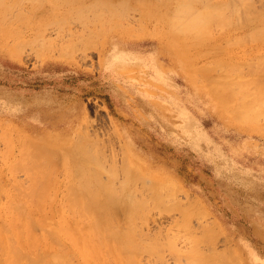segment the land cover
I'll use <instances>...</instances> for the list:
<instances>
[{
	"label": "rangeland",
	"instance_id": "1",
	"mask_svg": "<svg viewBox=\"0 0 264 264\" xmlns=\"http://www.w3.org/2000/svg\"><path fill=\"white\" fill-rule=\"evenodd\" d=\"M0 1V15L9 17L0 21V203H9L8 193L34 187L49 224L62 218L84 223L87 218L70 208L76 183L69 178L83 145L95 155L97 163L92 158L89 166L100 169L102 183L113 180L124 200L147 201L131 227L123 212L119 218L140 249H131L137 264H201L189 256L193 250L222 256L221 264H264V116L262 128L232 120L210 95L202 69L217 61L222 71L221 60L231 58L240 62L242 76L250 75L264 59V39L253 36L259 29L238 33L237 45L196 37L177 43L172 34L191 11L202 10L201 0V9H189L191 0ZM250 2L255 7L243 13L256 8L264 14V0ZM250 11L240 15L250 17ZM173 13L176 31L163 17ZM226 16L235 18L229 26L239 20ZM226 26L214 25L212 36ZM88 27L94 31H87L89 49L77 41L88 40ZM38 39L49 42L42 46ZM42 146L51 148L50 161ZM76 189L81 206L88 196ZM189 201L197 208H188ZM112 238L108 242L116 244ZM65 241L73 263L81 264V251ZM109 256L106 264H115Z\"/></svg>",
	"mask_w": 264,
	"mask_h": 264
},
{
	"label": "bare ground",
	"instance_id": "2",
	"mask_svg": "<svg viewBox=\"0 0 264 264\" xmlns=\"http://www.w3.org/2000/svg\"><path fill=\"white\" fill-rule=\"evenodd\" d=\"M108 1L110 2L111 0H108ZM194 1H195V5H193ZM186 2H187L186 3L187 6L190 5V7H192L193 9L195 8L196 0H191L190 4L188 1H186ZM197 3H198V1H197ZM1 4L2 3L0 1V10H1V8L5 7V6L3 7V4L2 5ZM250 4H251V2L245 3V0H231V1H228V0H201L199 5L201 6L202 10L199 11V9L197 8L198 10L195 9L194 11H191V13H190L191 15L188 16V19L184 20V21H186L185 23L177 22L176 18H178V17H175L176 13H173L172 15L166 14L163 17L167 18L166 20H168V18H169L168 21L172 26L175 23H178V24L180 23L179 25L175 24V25H178L179 29L181 28L180 31L178 30L176 32V34H174L175 38L173 37V34H172V39L174 41H176L177 43L180 42L179 40L182 37L188 38V39H193L196 37L194 39V41L200 40V41H198L200 43H203V41L205 40L206 42H209L208 44H211L214 42V44L215 43L221 44V46H222V43L224 41L228 44L232 41L233 42L234 41H236V42L240 41L242 44V39H240L238 41L239 37H238V39H235L236 36H238V33H245V37H246V31H247V34H248V32L250 33V30L252 33H254L252 29H254V31H255V29H257V30L259 29L258 31L256 30L257 31V32L255 31L256 34L253 35V36H255V38H256V36H258L257 37L258 40L264 39L263 38L264 37V14L262 13L259 15L258 14L259 12L257 14H255V11H254L256 9L255 8V9H253L254 12L251 10L252 13H250V17L244 16L245 17L244 18L243 16H241L243 13V10L250 9V8L252 9L255 7V5H254V7H251V6H253V4H251V5ZM199 5H197V6H199ZM200 6H199V8H200ZM229 7L232 9H230V11L228 10L227 13L231 12L232 15L234 14V16H235V14L239 15L238 21H240V22L237 21L234 24L232 23V25H230V26H229V24L235 18L232 20L229 16H226L227 13L225 14V10H226V8L229 9ZM188 8H189V6H188ZM192 8H191V10H193ZM221 8H223V9H221ZM62 11H64V10H62ZM2 12H0V13H2ZM248 12H247V14L243 13V15H248ZM177 13H181V12L177 11ZM179 15H177V16H179ZM40 17H41V15H40ZM21 18L22 17H20V19ZM240 19H242V20H240ZM0 21L7 22V21H9V17L7 18L6 15L1 14L0 15ZM34 21H33V23H34ZM91 23H93V22H91ZM99 25H100V23H99ZM214 25H221V27H224L225 25H227L228 27L226 26L227 28L225 27L224 30H222V31L220 30L219 34L212 36V34H211L212 29L211 28H213ZM104 26H103V28H104ZM178 27L175 26L174 28H176V29L174 31H176L178 29ZM83 29L84 30H82V31L84 32L86 28H83ZM91 29H93L92 25H91ZM91 29H89V27H88V30L85 31L86 36H88L87 37L88 40H85L86 37L84 36L83 33L81 34V36H84L85 38L82 37L81 40H79L77 38L78 36L75 37L73 35L74 38L75 39L77 38L78 39L77 41H79L81 43L79 45H83V47L88 46L87 47L88 49H89V47H92V44H93L92 42L89 43L90 39H91L90 35L94 32V31L91 32ZM87 31H89L88 33L91 32V34L88 35ZM107 31H109V29H107ZM252 33H250V34L252 35ZM241 37H242V35H241ZM34 38H36V37H34ZM74 38H72L73 39L72 41L75 40ZM11 39H13V38H11ZM25 39H26V37H25ZM25 39L23 41H22V39H20V40L22 42H26L28 39L27 40H25ZM20 40L18 42L22 43ZM34 41L35 40H33V42ZM38 41H40L41 45H42L41 42H43L44 44H46V42H49L47 40L45 42V40L42 41L39 39H38ZM28 42H31V39ZM236 42H234V43L236 44ZM67 43H68V41H67ZM72 43L76 44L75 42H72ZM11 44H13V43H11ZM23 44L25 45V43H22V46H24ZM217 44H215V45H217ZM76 45H78V44H76ZM15 46L17 47V44ZM15 46H13V47H15ZM22 46H19V47L21 48ZM77 47H79V46H77ZM77 47H75L74 49L80 50V48H83L82 46L80 48H77ZM18 49H17V51H18ZM15 50H16V48L13 51H15ZM218 50L219 49H217L216 51H218ZM17 51L12 52V55L13 56L18 55ZM84 51H83V53H84ZM209 51H211V50H209ZM214 51H215V49H214ZM65 52H66V49H65ZM182 53L186 54L185 51ZM184 54H183V56H185V58H186V55H184ZM216 54H217V52H216ZM20 57H21V55H20ZM209 57H214V55L209 56ZM188 61H189V59H188ZM221 61H222L221 62L222 64L221 63L220 64L222 66L221 67L222 71L220 70V68L218 69L219 66H217V67L215 66V63L217 61H215L213 66L211 65L214 62V60L212 63H209V65H211V67L207 66L208 64L206 66L204 65L206 67V69L201 67L203 69V71L206 70L204 73L205 76H206V73H208V72L211 73V71L215 70V68H216V70L218 69L221 71V72L217 71L220 74L215 72L217 75L214 73L213 74L211 73L212 75L211 76L209 75L207 78H205V76L203 75L204 79L206 80L205 81L206 86H208L210 88L209 89L210 91L208 90L209 92H211L210 95L213 96V98L216 100V103L218 105H220L224 108V110L226 111L228 116L231 117L232 120H235L236 122L241 123L242 125H245V126L250 125L251 127H254V128L256 126L257 127L259 126L260 128H262V126H260L261 124L259 123V121L260 120L262 121L261 117L264 116V67H262V65H264V62H263L264 59L261 60L263 63L260 61L258 64L259 66L252 68L250 75H247V76H249L248 78L246 75H243V76L241 75V74H243L242 73L243 71L240 72V70H242V69L238 68L241 66V64L239 65L237 63L239 61L235 62L231 58H229V59L224 58V60L222 59ZM246 62H247V60H246ZM237 64H238V66H237ZM245 64H247V63H245ZM245 64H242V65H245ZM248 64H250V62ZM194 68H196L195 70L197 71V67H194ZM211 69H213V70H211ZM248 69H250V68L248 67ZM248 69L246 68V70L250 72V70H248ZM198 70L201 71L200 68ZM202 74H203V72H202ZM214 75H216V76L214 77ZM250 84L253 86L252 87L253 90L251 89ZM9 102H11V100ZM76 144H79V142H77ZM75 146L76 145L74 143V147ZM82 146H79V147L77 146V150H79V152H77L78 156L75 153V155L77 157H79V161L76 162L75 165L72 167L73 170H69L70 168L68 170H69V178H71V180L74 183H76V188H80L81 190L82 189L85 190L84 192L87 193L86 195L88 196V198L87 199L85 198V200L82 202V204L80 206V201H77V195H78L79 191H78V189L73 187L75 189L72 192L73 203H72V205L70 204V208L74 211V213L76 215H78V216L82 215L84 218H87L86 219L87 222L85 221L84 223H81V222H78L76 220L75 221L74 220L67 221L68 218L67 219L65 218L66 220L63 221L62 219H64V218H62L61 221L58 220L56 226H53V225L49 224V222H48L47 206L45 204H43L44 202L41 201V197H40L41 191L39 189L36 188V190H34L35 189L34 187H32L34 189L26 188L25 190H19L16 193L15 192L14 193L13 192L8 193V194H11L10 196L7 194V191H6L5 194H7L9 196V201H7L9 203H0V264H74L73 260H72V259H74V257L71 256L70 251H67L66 246L64 245V242H66L65 240H67V239L68 240L71 239V243H74L75 247L81 251V253H82L81 264H106L107 258H108V260L110 259V256H109L110 254L115 255L114 258H115V262L117 264H137L134 256H131V255H133L132 253L134 252V251H131V249L135 250V249H139V248L137 246H136L137 248L133 247L134 243H136V242L133 243V241H135V240L132 239V236L129 233L130 230H129V232L127 231L128 227H125V224H127V226H129V227L132 226L130 223L133 222L132 224H134L133 219L136 217V214H138V211L140 209H143L141 206H143L147 201H144L145 203L143 201H141V203H140V201H138V199L141 200V198H138L137 202H136V201H134L133 198H132L133 200H129L128 197H127V200H126V198L124 200V196L120 198L122 193L120 195H118L120 192L117 193V191H119V190L116 191L115 190L116 188H114V186H112L113 180H112V182L110 180L111 183H108V182L102 183L100 176H99L100 175V173H99L100 169H95V168L92 169L93 165L91 167L89 166V165H91L92 160L93 159L95 160V158H93V157H95V155L93 154L92 150L89 151L90 149H88V150L84 149V147H82ZM50 150H51V148H50ZM50 150H47L46 146H42L39 151L43 152L44 157L50 161L52 159L51 158L52 152ZM57 150H59V149H57ZM66 154H65V156H66ZM99 156L101 157V154ZM46 160L43 161V162H45L43 164H46L48 162L51 165L52 161L49 162L47 160V162H46ZM96 161L97 160L93 161V163H97ZM33 162H34V160H33ZM102 163L103 162H101L100 164L102 165ZM48 167H49V165H48ZM69 167H71V166H69ZM113 174H114V172H113ZM47 178H48V176H47ZM47 178L45 176V179H47ZM45 179H44V182H45ZM47 181H50V180H47ZM128 184L129 183L127 182V185ZM98 185H99V187H98ZM127 185H126V187H127ZM0 187H1V185H0ZM125 188L122 187V190L124 191ZM5 189H6V187H5ZM18 189H20V188H18ZM42 189L44 191H47L46 190L47 188L42 187ZM3 190L4 189H2L1 191H3ZM158 190H160V189H158ZM11 191L12 190H10L9 192H11ZM84 192L82 191L83 194H85ZM86 195H85V197H86ZM134 198H135V195H134ZM53 199H55V198H53ZM53 199H51V201ZM121 202H122V204H120ZM133 202H134V204H133ZM138 203H140V204H138ZM142 203H143V205H142ZM189 203H190V205H187L188 208H191V209L197 208L196 206H194V202L189 201ZM120 212L124 213L123 220H125L126 222H124L122 219H121L122 221H120V219H119L120 218ZM60 214H58V216ZM73 214H72V217H73ZM59 219H60V217H59ZM120 222H124L125 224L120 223ZM119 224H121V225H119ZM39 230H42V232L40 234H38V236H37V233ZM110 236H111V238H112V236H114L112 238V240L116 244H110L108 242L109 240H111ZM137 244H140V242H137ZM63 245H64V248H63ZM152 245H150V246H152ZM153 247H155V246H153ZM153 247H152V249H153ZM149 249H151V248L149 247ZM156 250H157V248H156ZM156 250L154 249V251H156ZM191 252H194L193 256L194 255L197 256V258L195 256L193 258L191 255H189L193 260L194 259L197 260L195 262H198V263L200 262L201 264H221V263L217 262V258L218 257L222 258V256L216 257L214 255L215 252H211V253H213L214 256H207V254L204 255L203 253H202L203 255H200L198 250L190 251V253ZM188 254H186L187 257H189ZM78 255H80V253ZM191 258L190 259L188 258V260H192ZM193 260L190 262H193ZM74 262H75V260H74Z\"/></svg>",
	"mask_w": 264,
	"mask_h": 264
}]
</instances>
